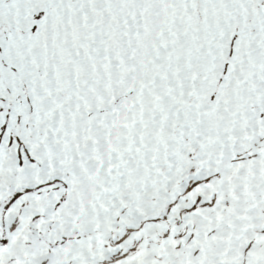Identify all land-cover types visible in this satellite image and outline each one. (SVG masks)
Segmentation results:
<instances>
[{
	"label": "snow or ice",
	"instance_id": "6c2138e0",
	"mask_svg": "<svg viewBox=\"0 0 264 264\" xmlns=\"http://www.w3.org/2000/svg\"><path fill=\"white\" fill-rule=\"evenodd\" d=\"M0 264H264V0H0Z\"/></svg>",
	"mask_w": 264,
	"mask_h": 264
}]
</instances>
